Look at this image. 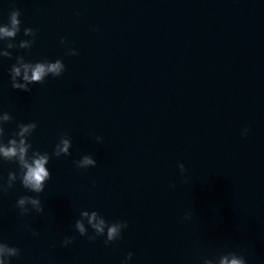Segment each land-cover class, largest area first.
Masks as SVG:
<instances>
[{"label":"water","instance_id":"95a60500","mask_svg":"<svg viewBox=\"0 0 264 264\" xmlns=\"http://www.w3.org/2000/svg\"><path fill=\"white\" fill-rule=\"evenodd\" d=\"M13 4L16 43L26 27L37 37L0 61L6 138L34 121V149L72 140L71 156L50 161L43 214L19 215L17 198L31 195L19 184L0 195V240L20 249L13 264H120L129 252L130 264H201L222 251L264 264V0H0V23ZM16 55L61 59L66 71L16 91ZM86 154L97 166L77 170ZM15 169L2 163L0 176ZM85 209L126 221L122 239L75 233Z\"/></svg>","mask_w":264,"mask_h":264},{"label":"clouds","instance_id":"9594fccd","mask_svg":"<svg viewBox=\"0 0 264 264\" xmlns=\"http://www.w3.org/2000/svg\"><path fill=\"white\" fill-rule=\"evenodd\" d=\"M13 9L8 16L7 23H0V61L12 60L13 50H29L33 47L37 32L32 28H23V36L19 43H16L17 36L21 33V11L12 5ZM60 43L66 45V41L61 39ZM69 56H78L75 48H69L66 53ZM15 62L8 69L11 88L20 92H31L35 85H42L51 77L61 78L66 65L61 59H41L35 62L26 60L23 55H16ZM13 117L7 112L0 110V164L12 163L16 165L14 171H9L7 179L0 176V195H6L9 190L19 184L25 193L31 195H21L17 198L14 207L21 217L31 216L33 213L41 215L44 207L41 195L45 192L46 185L51 180L49 164L52 157L71 156L72 140L67 134H62L51 154L47 151H40L33 148L31 138L37 129L36 122H18L15 131L6 138V126L12 123ZM249 129L244 127L241 135L247 136ZM96 143H102L103 137L93 136ZM75 168L80 171H87L97 166V161L91 154L81 156L73 161ZM181 175L185 172L183 163L178 165ZM187 183V180H185ZM184 221L191 220V213H186ZM126 221H107L96 210H81L79 218L74 222V231L80 237H85L89 242H94L98 237H103L105 246L114 244L122 239V234L128 229ZM27 231L36 237L39 233L32 230L29 225H25ZM74 241V237H65L62 241L63 247H68ZM20 256V249L10 246L0 240V264H13V261ZM133 253L129 252L123 257L120 264H130ZM201 264H247L245 257L235 251H222L213 258L204 257Z\"/></svg>","mask_w":264,"mask_h":264}]
</instances>
